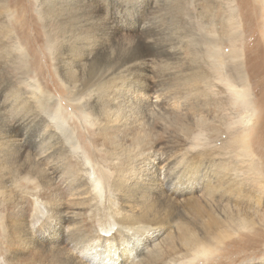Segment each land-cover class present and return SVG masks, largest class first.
Instances as JSON below:
<instances>
[{
    "label": "bare ground",
    "instance_id": "obj_1",
    "mask_svg": "<svg viewBox=\"0 0 264 264\" xmlns=\"http://www.w3.org/2000/svg\"><path fill=\"white\" fill-rule=\"evenodd\" d=\"M132 1H38L57 76L89 136L69 129L59 105L39 112L46 97L27 76L0 77L1 264H202L211 241L223 244L242 219L259 222V192L240 168L221 151L187 148L220 134L222 103L211 94L236 90L234 80L225 71L220 87L189 50L183 0ZM144 1L152 16L132 22ZM210 1L195 4L208 52L232 61L230 18ZM7 52L0 38V62L13 59ZM236 93L253 115L249 89Z\"/></svg>",
    "mask_w": 264,
    "mask_h": 264
},
{
    "label": "rangeland",
    "instance_id": "obj_2",
    "mask_svg": "<svg viewBox=\"0 0 264 264\" xmlns=\"http://www.w3.org/2000/svg\"><path fill=\"white\" fill-rule=\"evenodd\" d=\"M38 1L0 0V17H3L5 25L4 29L0 31V38L8 46L7 53H11V59L13 58L5 62L7 58L4 57L5 59L3 58L0 62V72H2L0 77L3 76L5 79L9 76L8 79L12 81L17 80L18 77V82L19 77L27 76L26 81L37 84L41 96L46 97L47 102L38 108L39 112L45 116H50L51 112L53 114L59 105V113L67 122L69 129L81 135L80 138L82 135L89 136L90 129L87 130L89 132L83 131L80 125L83 123L84 126H87L89 124L88 119L84 118L85 114L80 113L83 111L79 105H72L68 94L70 91L65 88L57 76L53 50L51 44L46 40V29H44V24L39 18ZM197 1L204 2V0H183L182 10L178 16L180 18L179 30L184 36L189 50L198 57L199 61H204V69L212 76L216 84L220 87L225 86L223 74L227 71L235 82L233 84L237 87H235L236 90L232 87L229 88L227 93H222V96L221 93L211 94L214 100L219 99L222 103L217 113L219 127H222L220 134L218 133L208 142L202 139H194L191 141L194 145L190 142L188 144L190 147L187 145V148L207 147L224 153L225 158L232 161L235 167L240 168L246 184L255 190L254 193L259 192L258 214L261 216L258 223H253L250 221L251 219L246 218L242 219L241 223H235L233 229L228 230V237L225 238L224 243L211 241L206 254L207 260L201 261L200 259V261H204L202 264H216L217 261L218 264H257L260 262L264 264V7H262L264 3L262 5L261 0L260 3H256L255 0H209L211 3L216 2L214 5L222 4L225 14H228L230 18L228 24L234 38H229L226 56H233V58L232 61H228L223 59L224 55L223 58L220 57L219 59V57L211 56L208 52L210 48L204 35L206 22L201 16L196 15L198 14L195 8ZM130 2L133 1L130 0ZM230 2L236 7L234 14L229 11L230 5L228 3ZM147 3L148 1H144L135 4L138 10L134 12L133 17H130L132 22L147 21L152 16L148 12L150 8L147 7ZM260 7H262V11ZM232 16L236 18L231 19ZM125 36L132 38L131 33ZM192 39H197L199 44L191 41ZM17 46L23 50L17 49ZM142 49L148 51L146 47H141ZM234 50L236 53H233ZM12 61L16 63L14 64ZM240 69V74L244 76L245 81L237 79L236 71ZM26 81L22 82L21 85L29 92L30 87ZM241 86H246L249 89L251 94L249 101L250 106L255 110L254 116L252 115L253 112L250 111V113L249 110L243 108L242 100L236 93ZM48 97H51V101ZM224 139L227 140L224 141ZM242 142L247 144L248 151H243V149L238 151ZM87 152L86 148L84 153L87 154ZM87 162L91 164L89 159ZM0 214L2 213L0 212ZM2 222L3 215H0V238L3 231ZM3 256L4 252L0 248V264ZM195 262L194 264H201Z\"/></svg>",
    "mask_w": 264,
    "mask_h": 264
}]
</instances>
